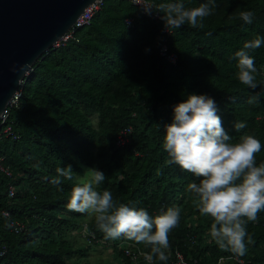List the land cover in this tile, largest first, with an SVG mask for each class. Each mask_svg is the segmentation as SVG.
<instances>
[{
    "label": "trees",
    "instance_id": "trees-1",
    "mask_svg": "<svg viewBox=\"0 0 264 264\" xmlns=\"http://www.w3.org/2000/svg\"><path fill=\"white\" fill-rule=\"evenodd\" d=\"M183 2L198 7L209 0ZM214 5L203 27L185 24L168 37L152 15L142 14L129 1L103 0L90 26L35 62L5 123L18 137L0 134V156L13 174L0 172V245L6 246L0 264H90L75 258L84 256V250L66 238L86 220L85 214L67 209L85 168L105 173L97 190L110 191L117 203L143 208L152 217L168 207L181 209L179 225L169 234V259L154 258L153 264H170L175 250L190 264L192 259L213 264L219 257L237 256L222 251L211 238L212 218L200 215L194 203L198 198L187 191L198 178L166 164L163 148V126L172 122L174 106L188 94H206L214 98L233 142L245 133L260 140L257 166L264 162V43L249 52L257 68L256 89L239 81L235 57L246 41L264 39V0H214ZM241 11L254 13L251 24L240 19ZM127 18H132L131 25ZM164 43L177 54L175 64L160 57ZM252 96L258 102L249 103ZM234 122L246 127L237 132ZM128 127V141L117 147V133ZM68 165L73 178L60 177L61 183L54 185L57 168ZM10 185L16 190L14 198L8 196ZM10 221L24 222L25 230L12 232ZM86 223L112 251L111 261L97 264H130L116 246L125 239H106L93 217ZM246 229L251 241L245 238L246 253L237 257L264 264V211Z\"/></svg>",
    "mask_w": 264,
    "mask_h": 264
},
{
    "label": "clouds",
    "instance_id": "clouds-1",
    "mask_svg": "<svg viewBox=\"0 0 264 264\" xmlns=\"http://www.w3.org/2000/svg\"><path fill=\"white\" fill-rule=\"evenodd\" d=\"M140 6L148 15L161 14L169 32L185 24L203 27L202 21L215 7L214 0L198 7H186L183 0H166L159 5L144 0ZM239 17L244 23L251 24L254 13L241 11ZM262 43L264 39L260 37L246 41L235 53L238 61L236 76L250 89L259 85L255 61L249 52L261 47ZM256 102L258 96L249 100V103ZM163 127V148L168 154L165 163L176 164L198 178V182L187 185V191L198 198L194 203L200 215L212 218L211 238L222 251L245 255V238L251 241L246 225L256 222L258 213L264 211V162L258 166L256 162V153L261 150L260 140L245 133L238 142H233L217 115L214 98L206 94H188L174 106L172 122ZM245 127L243 122H234L237 132ZM56 171L58 176L52 180L54 185L61 183L60 177L73 178L71 165ZM105 178V173L98 168H88L86 179L73 186L67 209L93 217L95 227L106 239L123 238L149 248L150 252L145 254L148 264H153L154 258L167 262L169 234L179 225L181 209L168 207L152 217L143 208L117 203L110 191L97 190ZM4 215L7 217L8 214ZM84 227L86 230L87 225Z\"/></svg>",
    "mask_w": 264,
    "mask_h": 264
},
{
    "label": "water",
    "instance_id": "water-1",
    "mask_svg": "<svg viewBox=\"0 0 264 264\" xmlns=\"http://www.w3.org/2000/svg\"><path fill=\"white\" fill-rule=\"evenodd\" d=\"M96 0H0V114L32 66Z\"/></svg>",
    "mask_w": 264,
    "mask_h": 264
},
{
    "label": "built area",
    "instance_id": "built-area-1",
    "mask_svg": "<svg viewBox=\"0 0 264 264\" xmlns=\"http://www.w3.org/2000/svg\"><path fill=\"white\" fill-rule=\"evenodd\" d=\"M129 1L133 6H135L142 14H146L143 10L142 6L140 4L144 2V0H127ZM103 0H96L91 5H89L84 11L81 13V15L76 19L73 26L63 35V37L55 44L59 46L61 43H65L68 40L74 39L76 31L79 29L85 28L90 26L92 18L94 13L100 8ZM147 2L154 3L150 0H147ZM152 19L159 24L162 32L166 36H171L173 33V29L166 30L164 26V22L161 19V15L157 13L152 14ZM132 18H127L125 20V23L127 25H131ZM159 55L169 63L175 64L177 62V54L175 52L169 51L167 43L162 44V46L159 49ZM23 81L21 82L22 86ZM21 86L18 88V90L14 93V95L11 97V99L8 101L6 108L3 110V112L0 114V134L5 133L6 135H10L12 138H17V134L14 133L11 125H5V123L8 120V115L12 107L16 106L18 104L19 98L21 96ZM131 133V128H124L121 129L117 135H116V145L117 147H123L125 143L129 139V135ZM0 172L4 174L7 177H11L12 169L10 164L4 161V157L0 156ZM8 196L10 198H14L16 196V190L15 188L10 185L8 187ZM8 212L2 211L3 216L4 214ZM9 215H7L8 217ZM10 223L13 225L11 228V231L18 234L21 233L23 230H25V223L21 221H10ZM85 225H87V229L85 230ZM77 232L81 235L82 238L86 240L87 243H90L92 241H101L99 238L96 237V234L93 229L89 228L88 224L86 222L82 223L81 227L77 230ZM114 242V241H113ZM112 241H105L106 244H114ZM116 246L121 248L123 255L128 258V261L130 264H148V262L145 260V254L148 253L147 251H144L141 249V247L136 244L133 241L129 240H121L116 243ZM6 252V246L5 244L0 245V257H2ZM170 264H190L183 256L182 252L180 250H175L173 258L170 262ZM191 264H197L196 259H192ZM213 264H253L250 259L246 258H240L237 256H222L219 257Z\"/></svg>",
    "mask_w": 264,
    "mask_h": 264
},
{
    "label": "rangeland",
    "instance_id": "rangeland-1",
    "mask_svg": "<svg viewBox=\"0 0 264 264\" xmlns=\"http://www.w3.org/2000/svg\"><path fill=\"white\" fill-rule=\"evenodd\" d=\"M57 45V44H56ZM55 45V46H56ZM87 176V168L84 169V172L77 176V179L81 182L86 179ZM86 220L85 222L91 220L92 217L85 216ZM66 238L71 242L72 246L74 248L78 247L82 250H84V256H81L79 254H74L75 258L79 259L80 263H84V261L88 262L90 264H97L99 263V260H112L113 255L111 254V249L108 247V245L103 244L101 241L95 244H88L84 238L81 237V235L76 231L75 233H72L71 235L67 234ZM102 240L104 238H101Z\"/></svg>",
    "mask_w": 264,
    "mask_h": 264
}]
</instances>
